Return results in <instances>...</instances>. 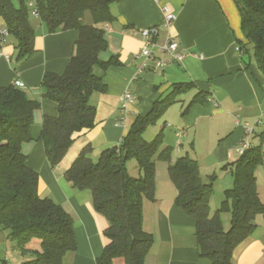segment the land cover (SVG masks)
<instances>
[{"label":"crops","instance_id":"1","mask_svg":"<svg viewBox=\"0 0 264 264\" xmlns=\"http://www.w3.org/2000/svg\"><path fill=\"white\" fill-rule=\"evenodd\" d=\"M163 7L176 16L170 29ZM112 13L116 17L112 24L99 25L108 42L100 58L108 61L115 56L120 64L103 75L106 92L95 93L90 99L96 107L95 127L76 135L66 157L54 168L46 157L43 141L22 147L29 168L39 175L41 198L52 199L73 219L77 250L66 254L64 264H97L108 244L104 236L108 221L94 210L91 193L76 190L66 179V171L86 147L92 149L88 157L98 162L105 150L120 145L139 116H146L176 86L189 88L173 105L180 106L181 120L180 126L166 137V147L172 153L175 149L177 154L189 155L193 151L192 159L198 162L205 183L216 176L210 201L212 214L216 212L211 204H218V190L224 199L225 191L234 186L232 169L239 160L237 148L247 135V126L254 128L252 146H260L264 155V78L254 60H249L252 63L248 67L245 56L238 51V42L248 41L235 0H120L112 6ZM30 23L35 31L34 52L24 60H18L13 36L9 34L4 43L0 37V86L19 82L31 99L40 101V108L34 112L35 128L39 130L45 116H57V105L42 98L44 75L65 72L79 33H49L41 19L32 15ZM151 27L160 28L159 44L168 36L179 41L184 54L182 62L170 64L163 71L140 72L143 61L137 55L143 47L141 30ZM3 28L6 24L0 17V30ZM158 57L166 59L162 53ZM127 91L135 102L124 107L122 98ZM199 94L201 100L190 106ZM258 121L261 126L256 125ZM179 157L182 156H176L174 161ZM128 171L135 177L132 170ZM136 172L139 177L140 170ZM219 174L223 175L220 187ZM256 179L259 199L264 204V166L258 168ZM176 197L167 168V175L156 177L155 202L144 204V229L154 237L145 264H210L199 257L196 224L176 205ZM229 215H222L225 229L231 224ZM255 223L254 233L234 250V264H264V215H258ZM24 260L8 233L0 229V264H22ZM113 264L124 261L117 259Z\"/></svg>","mask_w":264,"mask_h":264},{"label":"trees","instance_id":"2","mask_svg":"<svg viewBox=\"0 0 264 264\" xmlns=\"http://www.w3.org/2000/svg\"><path fill=\"white\" fill-rule=\"evenodd\" d=\"M120 0H37L41 22L49 33L76 30L79 38L74 54L62 75L46 73L42 98L57 105V116H45L36 130L34 112L38 100L16 85L0 86V229L8 233L25 260L22 264H64L67 253L77 250L72 217L62 206L39 194V175L29 168L22 147L43 141L51 167L66 157L74 137L95 127L96 107L90 102L95 93H105V72L120 64L113 56L100 58L107 50L105 30L116 17L112 6ZM247 44L238 42L242 57L254 53V66L264 78V0H235ZM92 23L86 24L85 15ZM31 9L25 0H0V17L17 41L18 60L34 52L35 31L30 23ZM252 62H247L248 67ZM188 85H178L165 100L154 104L144 117L139 116L120 145L105 150L98 162L89 157L91 147L82 150L66 171L65 177L78 191L92 195L96 213L108 221L104 232L108 240L97 264H145L154 237L144 229V204L155 202L156 160L169 163L168 175L177 190L176 205L196 224L198 255L210 264H234V250L256 229V217L264 215L256 172L264 166L261 147H253L233 165L234 186L225 191L220 208L214 213L210 201L216 176L205 183L196 160L182 156L175 161L172 149L164 146L163 131L149 142L146 131L187 92ZM196 97L192 106L201 98ZM200 98V99H199ZM189 106V107H190ZM189 107L183 112L185 115ZM135 160L139 177L128 171ZM231 214L225 230L222 214ZM39 244L33 249V244Z\"/></svg>","mask_w":264,"mask_h":264},{"label":"built area","instance_id":"3","mask_svg":"<svg viewBox=\"0 0 264 264\" xmlns=\"http://www.w3.org/2000/svg\"><path fill=\"white\" fill-rule=\"evenodd\" d=\"M36 1L37 0H33L28 5L31 9V15L39 18ZM163 11L166 13V26L170 29L176 19V16L174 14L169 13L166 7H163ZM159 34V27H151L141 30V36L143 38V47L137 55V58L143 61L140 67V72H143L148 69L163 71L170 64L180 63L183 61L184 54L183 51L180 49L179 41L172 36H168L163 44H159ZM8 36L9 32L7 28H3L2 30H0V37L2 43L5 42V39ZM238 51H240L239 47ZM158 53H162L163 55H165L166 59L159 58ZM15 85L19 88H22L23 86L19 82ZM122 102L123 106L125 107L126 104L135 102V97L129 91H127L124 97L122 98ZM256 125L261 126L262 122L258 121ZM246 133V137L239 143L237 148V154L239 158L244 156L249 150L253 148L250 142V137L254 133V128L252 126H247Z\"/></svg>","mask_w":264,"mask_h":264},{"label":"rangeland","instance_id":"4","mask_svg":"<svg viewBox=\"0 0 264 264\" xmlns=\"http://www.w3.org/2000/svg\"><path fill=\"white\" fill-rule=\"evenodd\" d=\"M30 1L32 0H25V3L28 4ZM85 22L86 24H91L92 23V19H91V15L89 13H87L85 15ZM245 61L246 62H249V60L253 59L254 60V53H253V50L250 48L249 49V53L245 55ZM180 120H181V114H180V106L177 104L175 107L173 106L169 112L164 115L162 118H160L156 125L155 126H152L150 127L146 133H145V139H147V141L151 142L153 141L157 134L161 131H163V134H164V146L163 147H166V137L173 131H175L179 126H180ZM165 125H170L172 128H169L168 126H165ZM162 150V149H161ZM161 150L159 151V153L155 156V160H156V177L157 175H167V168L169 166V163L167 161H164V160H160L159 159V154L161 153ZM195 154L193 153V151H190L189 152V155H187L185 152L181 153V154H177V152L173 151L172 153V158L174 160V158L176 156H189V157H193ZM137 167V168H135ZM128 168L130 170H132V174L135 176V177H138V173L136 172V169H139L138 166H137V163L135 160H132L128 163ZM158 172V173H157ZM218 173V172H217ZM219 181H218V187H220V183H221V180H223V175L219 174ZM217 202L218 204H211V207H212V210H218L220 208V204L222 203V201L224 200L222 198V192L220 191V189L218 190V194H217ZM214 203L215 200H213ZM226 214V213H224ZM223 215V214H222ZM230 219V223H231V214L228 216V220ZM230 227H226V231L229 230ZM33 249L35 248H38L39 247V244H33Z\"/></svg>","mask_w":264,"mask_h":264},{"label":"water","instance_id":"5","mask_svg":"<svg viewBox=\"0 0 264 264\" xmlns=\"http://www.w3.org/2000/svg\"><path fill=\"white\" fill-rule=\"evenodd\" d=\"M239 76H242V73Z\"/></svg>","mask_w":264,"mask_h":264}]
</instances>
